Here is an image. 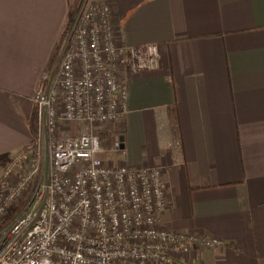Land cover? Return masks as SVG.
Listing matches in <instances>:
<instances>
[{
  "label": "crops",
  "instance_id": "1",
  "mask_svg": "<svg viewBox=\"0 0 264 264\" xmlns=\"http://www.w3.org/2000/svg\"><path fill=\"white\" fill-rule=\"evenodd\" d=\"M126 45H157L105 125L109 164L161 165L174 231L223 241L171 264H264V0H103ZM74 0H0V172L32 139L41 75ZM99 134V135H100Z\"/></svg>",
  "mask_w": 264,
  "mask_h": 264
},
{
  "label": "built area",
  "instance_id": "2",
  "mask_svg": "<svg viewBox=\"0 0 264 264\" xmlns=\"http://www.w3.org/2000/svg\"><path fill=\"white\" fill-rule=\"evenodd\" d=\"M112 13L103 0H79L41 75L37 135L0 172V264H171L223 244L161 223L163 166L99 157L100 130L129 112V76L160 59L154 43H123Z\"/></svg>",
  "mask_w": 264,
  "mask_h": 264
},
{
  "label": "trees",
  "instance_id": "3",
  "mask_svg": "<svg viewBox=\"0 0 264 264\" xmlns=\"http://www.w3.org/2000/svg\"><path fill=\"white\" fill-rule=\"evenodd\" d=\"M79 2V0H74L72 6H71V10L69 12V15L73 12L74 10V7L77 5V3ZM67 29V24H65V27H64V30L61 34V37L60 39L58 40V43L56 45V50H55V55H57L58 53V50H59V47H60V44H61V41L64 37V34H65V31ZM29 127H30V132H31V135L32 137H36L37 135V131H38V118H37V113H36V110L34 109L33 112H32V115H31V118H30V121H29ZM111 139H105L104 138V134H100L99 135V143H100V146L105 148V147H110L108 146L107 144H111L113 141H109Z\"/></svg>",
  "mask_w": 264,
  "mask_h": 264
},
{
  "label": "rangeland",
  "instance_id": "4",
  "mask_svg": "<svg viewBox=\"0 0 264 264\" xmlns=\"http://www.w3.org/2000/svg\"><path fill=\"white\" fill-rule=\"evenodd\" d=\"M68 19H69V17H68ZM59 51V50H58ZM58 54V53H57ZM70 126H71V128H72V131H71V133L70 134H72V135H76V133H77V130H78V123L76 122V121H72L71 123H70ZM100 134V133H99ZM104 138L105 139H111V137H109V136H107L106 134H104ZM109 141H111V140H109ZM112 145H113V142L111 143ZM111 144H107L108 146H112ZM106 150H108V151H105V153L103 154V157H104V159L106 160V162H113L114 160H117L116 159V157H115V155L114 154H112L110 151H109V149H106ZM9 164V163H8ZM7 164V165H8ZM7 167V166H6ZM5 167V168H6Z\"/></svg>",
  "mask_w": 264,
  "mask_h": 264
}]
</instances>
